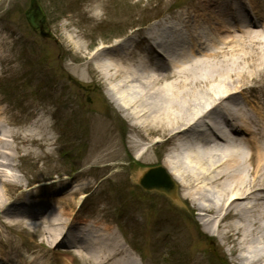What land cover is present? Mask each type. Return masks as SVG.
Wrapping results in <instances>:
<instances>
[{
    "label": "rangeland",
    "instance_id": "rangeland-1",
    "mask_svg": "<svg viewBox=\"0 0 264 264\" xmlns=\"http://www.w3.org/2000/svg\"><path fill=\"white\" fill-rule=\"evenodd\" d=\"M38 1L46 12V27L52 33L49 39L28 26L25 16L32 0H0V109L4 111V129L32 133L35 139L38 137L33 127L36 119L43 116L49 121L48 127L39 126L44 130L45 148L34 143L26 147L27 151L18 152L12 183L31 185L36 180L53 179L62 187L61 180L75 177L72 183L78 181L77 187L81 189L75 195L59 196L61 204L54 210H63L67 217L76 218L87 211L95 219L112 224L118 220L116 212L124 207L129 218L125 220L127 224H123L130 242L143 255L139 264H239L236 252L228 251L230 245L217 235H209L196 219L173 210L164 194L144 193L138 186L131 185L137 167L163 165V160L172 155L174 144H162L164 134L161 132L152 136L147 143L152 160L141 161L135 154L134 141L138 139L133 134L132 118H126V113L108 94L113 82L105 83L100 73L92 71L101 64V57L93 54L97 47L111 44L131 30L141 29L146 23L171 13L174 6H195L199 0ZM95 6L104 11L99 21L89 14ZM62 20L67 22L61 24ZM256 34H240L232 39L223 46L222 51L226 53L218 56V60L217 57L199 60L208 61L200 71L201 78L226 80L223 93H219H226L224 98L264 83V66L261 65L264 64V31ZM233 49L237 51L234 56ZM212 94L207 97L209 103L217 98ZM223 99L218 97L215 101L219 103ZM193 112L175 120L179 124L166 133L185 125L196 114ZM146 126L145 132L150 125ZM116 147L118 151L121 147L123 153L115 151L116 156L113 155L112 149ZM110 152L117 159L98 158ZM256 157L252 154V168L256 166ZM257 179L256 187L261 185L260 178ZM18 185L2 189L5 200ZM119 192L124 195L119 196ZM119 199H122L121 206ZM6 220L11 223L12 218L7 216ZM46 227L40 226L41 229ZM153 236L163 240L160 248L152 243ZM0 237L4 238V243L15 238L28 248H49V237L24 223L13 229L3 226ZM51 258L63 264H93L85 252L80 259L76 255L57 254H52Z\"/></svg>",
    "mask_w": 264,
    "mask_h": 264
},
{
    "label": "bare ground",
    "instance_id": "bare-ground-1",
    "mask_svg": "<svg viewBox=\"0 0 264 264\" xmlns=\"http://www.w3.org/2000/svg\"><path fill=\"white\" fill-rule=\"evenodd\" d=\"M238 1H201L196 7L197 11L194 9L193 15L185 20L190 23L189 26L191 23H197L191 28L186 27L183 30L187 36L186 39L192 42L202 40L206 31L209 33L205 39H210L215 35L219 36L222 30H245L244 25L249 13L246 15L242 13L238 16L239 19L233 17ZM261 3L260 7H250L251 11L259 16L263 13L264 0H261ZM210 10H216L218 14L213 16ZM256 17L258 16L256 15ZM230 19L234 20V25L230 24ZM213 22H216L217 26H214ZM171 27L163 30L161 35L156 34L154 38L167 37L170 30L174 28L171 29ZM230 36L234 37L235 35ZM129 41L137 42L134 38H128L123 42H117L113 46V50L101 48L98 52H94V55L100 54L101 64L95 66L96 71H92L96 74L100 73L105 83L113 82V84L110 83L108 94L126 113L125 117L132 118L133 134L138 139V141H134L138 153L135 154L141 161L150 162L152 156L147 143L152 136L158 135L160 132L163 133L162 144L175 145L172 155L163 160V165L177 184L180 198L188 204L191 218L199 221L208 234L217 235L223 243L230 245L231 249L229 248L228 251L236 252L235 259L239 264H264V152L262 151L264 149L260 146L262 150L252 151L257 155L256 166L252 168L250 164L252 153L234 142V145H227L230 138L225 134L223 127H232V130L227 131L229 133L244 130L241 124L231 121V115L239 120L243 119V111L236 104L235 98L232 99L233 96L224 98L227 96L226 93L222 94L224 96L219 95V93H223L222 87L226 80L214 77L210 81L206 76H202V78L200 76V71H203L208 62H201L200 59L217 57L216 60H218V56H224L226 52L207 54L187 68H184L183 65H173L171 62L174 70L164 72L166 69L156 67L152 69L150 66L155 63H163L164 59L161 55L164 53V44L157 43L156 47L148 48L152 54V57H147V59H152V64H150L144 59L146 57L137 61L126 58L125 50L130 46ZM182 42L181 38L176 40L175 47L183 45ZM226 42L227 38L220 41L224 44ZM192 46H195V43L189 49ZM236 52L233 49L231 54L234 56L237 54ZM251 65L254 66V63L252 62ZM261 65L264 66L263 63ZM237 92L235 91L234 94ZM211 94L214 95L213 97L224 99L216 103V98L209 103L207 97ZM243 98L253 106L255 101L249 100L245 96ZM134 100H139V102L136 103ZM219 110H221V114L218 112ZM192 112L196 114L185 125L169 134L166 133L179 124L175 120H181L180 117H187V114ZM3 114L4 111L0 109V210L6 208L2 189L19 183L17 181L14 182L15 184L12 183L13 175L16 173L13 167H16L18 152L27 151L26 147L34 143L43 148L45 139L39 126L48 127L49 125V121L43 116L37 118L33 127L37 134L35 137H38L34 139L32 133L23 134L4 129ZM208 115L209 119L214 122L212 123L214 130L209 131L207 128V132H201L199 128L204 124V119L208 118ZM220 121L222 125L218 124ZM146 124L150 126L145 132ZM216 134H221L224 138L220 143H212L210 140L211 135L215 137ZM155 149L158 150L159 147ZM112 150H114L112 154L115 156V151L119 154L123 153L121 147L119 151L118 148ZM125 152L131 156L129 151ZM112 154L111 152L100 154L98 158L100 160L117 159ZM257 178H260L261 185L256 187ZM22 187L25 185H21L19 188ZM48 188L45 187V189ZM33 195L34 200H41L39 192H35ZM44 196L46 197L47 194L44 193ZM26 205L29 203L26 202ZM39 212V218L31 214L30 216L34 217H27L28 220L15 222L24 223L40 234L48 236L50 244H60L63 239H69L67 243H71L72 247L77 245L76 248L79 250L94 253L95 255L88 258L93 263H103L114 256L112 264H138L137 256L132 252L129 254L130 251L125 250L120 237L116 236L114 231L108 227L100 225L96 228L92 226V229L87 230V233L78 235L76 231L74 232V228H70V219L63 210L53 212L49 216H43L41 211ZM33 218H38V223L32 222ZM41 225L47 227L41 229ZM67 233L70 234L71 239ZM0 252H2L1 241ZM122 256L127 258L129 263ZM41 257L44 258L43 255ZM30 264L40 263L30 261Z\"/></svg>",
    "mask_w": 264,
    "mask_h": 264
},
{
    "label": "water",
    "instance_id": "water-1",
    "mask_svg": "<svg viewBox=\"0 0 264 264\" xmlns=\"http://www.w3.org/2000/svg\"><path fill=\"white\" fill-rule=\"evenodd\" d=\"M31 20L34 27L40 26V24L36 22L33 18H31ZM160 181H162V183ZM165 184H168L170 188H174L173 182H171L170 178L165 174V171L162 168H155L149 170L140 181V185L146 190L155 189L167 192L168 189L166 190Z\"/></svg>",
    "mask_w": 264,
    "mask_h": 264
},
{
    "label": "clouds",
    "instance_id": "clouds-1",
    "mask_svg": "<svg viewBox=\"0 0 264 264\" xmlns=\"http://www.w3.org/2000/svg\"><path fill=\"white\" fill-rule=\"evenodd\" d=\"M86 11H88L89 9H85ZM89 14L92 16V17H94L96 20H101L102 18H103V16H104V11H103V9H102V7H100V6H95L93 9H91L90 11H89ZM67 21L66 20H62L61 21V24H64V23H66Z\"/></svg>",
    "mask_w": 264,
    "mask_h": 264
}]
</instances>
